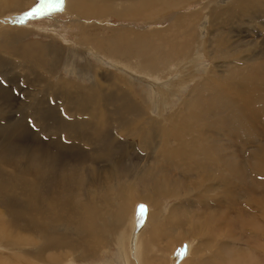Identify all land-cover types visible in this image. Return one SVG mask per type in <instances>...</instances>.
<instances>
[{
  "label": "bare ground",
  "instance_id": "6f19581e",
  "mask_svg": "<svg viewBox=\"0 0 264 264\" xmlns=\"http://www.w3.org/2000/svg\"><path fill=\"white\" fill-rule=\"evenodd\" d=\"M20 1H26L31 6L33 3L36 4V2H39L40 0H18L17 3ZM110 1L116 0H62L60 5L66 7V14L75 18V20L73 19L76 23L75 25L80 27L84 26L83 23L89 16H98L100 18L101 15L111 11L112 7L110 8ZM151 1L153 0H138V2L135 3L136 6L134 2H128V8L132 10L133 13H146V11H151L148 10L150 8L149 2ZM173 1L174 6L178 7L179 3H182L183 0ZM246 1L248 2V0ZM166 2H168V0ZM239 2L243 1L236 0V6ZM157 3L158 2H156V4ZM156 6H158V4ZM224 6L226 7V10L230 12L229 16L231 17L232 8L235 7H233L232 4H225ZM245 7H241V9L244 8L245 10ZM248 7L249 6H247V8ZM208 8L209 5L207 6V9ZM205 9L206 6H201L202 13L194 12L186 16L177 15L175 18L178 22H181L179 21L180 16H184L182 17V21L185 22L184 28L186 29V32L184 35L183 33L181 35L182 39H184L187 43L191 42V45L185 44L177 49H173V47L167 48L168 46L166 45V51L168 50V52L165 53V60L159 59V57L155 55V52L154 56L150 55V57L149 54L148 57L145 55L142 57V53L140 52V55L143 59L139 60L136 58L137 56L134 58L138 65H132V63L129 62V58L127 61L125 58L122 61V59L117 58L115 54H112V51L115 50H113L114 46H112L111 42L106 44V47L109 48L108 52L107 50L103 51L102 46L99 45L100 43H95L96 39H88V36L84 37V32L82 33L81 31L82 37L79 38V40L76 38V40L73 41V44H78L80 47L82 46V49L80 48L79 51L75 53L78 57L82 59L84 58L85 62L80 64L79 62L71 61L69 58V61L71 62L66 65L68 70L71 73H75L80 81L88 79L91 81V84L86 85L78 81L64 79L63 88L61 90L62 93H65L64 96L68 94L72 98L73 96L77 97L75 100L74 98L73 100L70 99L71 101H69V104L71 106L65 108L68 114L65 116V118H74V120L67 121L63 119L60 112L58 111V108L56 109V112L58 113V119L62 120L67 125L76 123L78 125L80 124V127H82V125L87 126L90 130V135L87 136L86 142H88L87 145L89 144L93 146L77 149L79 147H75V138L67 135V137L70 138V143L63 140V144L64 146L72 147L73 150L70 152L69 156L77 158L80 156L79 152H81V156L84 154V158L83 160L77 159L76 161H64L62 163H57L58 160L56 159V165L54 166L53 163L52 165L55 168L60 169L59 179L57 182L52 181L53 175H49L51 171L47 164H50L43 156L44 152L40 154L37 147L31 142L23 144L18 143L17 135H19L18 133L22 132H19L21 129L19 128L20 121L15 120L11 122L12 117L4 116L5 111L2 110L1 106L4 104V102L3 104H0V130L5 128L4 135L7 137L6 144L8 156H10L11 163H16L19 159H21V163L23 165L22 171L17 166L19 164L18 162L17 165H12L14 164L12 163L5 166L12 168V170L10 168L4 169L3 167V172L1 171V177L3 179H8L4 185V188L6 186L9 187L7 188L8 193L5 192L6 196L3 197V200H1L0 205L6 209H9L11 213H13V216L19 221V230L27 231L29 234L27 241L24 239V237L18 236L13 242L9 244L11 249H13L18 255L20 253L23 254L25 251L31 253V260H34L35 264L69 263L67 261L71 258L69 256L70 254L66 251L62 252L63 249L61 248L72 247V244L68 239L70 233L67 232L63 234L64 236L61 235L63 232L61 226L55 223L61 222L66 228L67 221L74 224V232H76V236L78 237L77 240H75L74 245L79 247V250L82 254H86V251H91L94 253V251L98 249V246L96 245L100 244L104 237H108L109 229H103L102 227L105 228L106 225H103L104 223L102 224L99 220L100 217H102L100 214L103 211L98 212L97 209L102 200H94V196H91L92 199L90 197L87 199L81 198L80 195L86 196L85 194L87 189L85 187L92 185L96 188L92 195L101 193L103 198L105 196L107 197L106 201L102 198L105 201L104 204L109 202L111 196L108 195L110 194L109 192L114 189L115 185H118L121 182L124 183V178L133 172L135 165L132 160L142 159V161L144 160L145 162L151 163V166L154 165V163L160 161L167 163V173H170L172 168H174L175 171H173V176L179 178L181 177V179H183L184 185L187 188L189 187L188 182L192 179L191 182L194 186H196L195 190H197L196 196H200L196 200L197 203L199 202L198 206L200 208L195 207L196 212H192L194 215V219H192L199 220L203 223H206V225L214 224V220H216L217 215L218 218H221L227 213L228 207L226 203L235 204L239 209V211H236L240 213L243 212L245 210L242 206L244 203L243 201H245L244 198H248L246 205L248 206L249 212L247 213H249V216L254 214L251 212L253 209L250 207L256 208L257 206V213L253 216L255 219V226L258 228L257 233H253L250 236V242L248 243L250 246L247 247L246 245V247H244V243H242L244 246H240L237 244L239 242L233 241L232 243H225L226 245H223L221 248L219 247V249H221V253L223 250H227L228 253L229 251L234 252V254H231L234 256L229 259L232 262L238 261L239 264L241 261L250 260V264H264V209L260 207V205H262V201H264V180L262 181L260 180L261 178L259 179L258 177V174H264V47L260 48V46H258L255 48V44L251 43L254 50H252L251 54L246 58L248 61V66L251 68L235 66V78H230L229 75L224 74L222 71H220L216 76L212 74L208 75V66L203 64L204 58L212 56L213 53H216V55L222 54V52L227 48L236 47L237 49L238 47H241V44L236 41L232 42L229 36H225L226 33L223 36L213 34L214 37H211L210 34L207 33V24L209 22L211 23V19L206 14V11L203 12ZM10 10L9 13H11ZM177 13L178 12L175 11V14ZM175 14L170 15L169 18L173 19ZM234 16H236V14ZM194 22H196V25H192ZM198 26H200V32L203 36L197 32V37H195V35L192 33H195L193 30L198 31ZM189 28L192 29V33L191 35L187 36ZM233 37L234 36L231 38ZM66 43H71V41L69 42L68 40ZM123 43L126 45L124 52L128 54L130 52L129 46L131 47V44L128 42ZM207 44H209L211 47V52L206 50ZM243 46L245 45L243 44ZM117 53L118 55H122L120 50H118ZM92 59L95 60L94 63L101 65L102 72L105 75H108L106 79L101 78V80L100 77L97 78L93 76L96 74V72L91 69L93 63L91 61ZM141 61L143 62L141 63ZM118 63H122L123 65H119ZM112 67L122 73H125L129 79L136 82L137 84H140L141 87H144L145 96H143L141 93H136V95H128L125 91L117 93V85H114L111 79H122L121 75L117 74L113 69L109 70V68ZM197 77H200V79L196 80ZM163 81L166 82V84H163ZM187 82H193V87L183 98V95L181 96L180 91L184 89ZM102 83H105L106 87H103L104 85ZM211 84H216L218 86V91L212 94L211 92L213 91V88L211 87ZM178 85L181 87V90L178 91V94L180 95L178 102L176 103L178 107L174 109L173 112L170 111V113L167 114L168 116H165L163 113L166 110V105L170 102L169 99L172 95L176 97V92L179 89ZM107 95H112L114 97L112 99L115 101L113 103V107L125 105L133 108L131 111L132 113L130 112V116L126 118V121L123 124H119L118 119L113 120V115H116L113 114L115 110L111 111L109 108H106L104 101L107 99ZM102 96L104 98H102ZM139 98L143 102L142 105L140 104ZM199 99H203V101L200 102ZM122 102L125 103L123 104ZM23 103L24 104L22 105L19 103H14L12 106H9L10 108L14 109L19 107L21 108V114L23 115V118H20L22 128L30 131L29 129H31L32 125L29 124L30 122H27L25 118L31 116L24 113V111L26 112L27 109L32 110L34 107L30 105L29 102ZM169 104L172 105L173 102ZM35 107L38 109L35 111L37 117H35L34 120L36 124L40 125L42 130L45 131L48 129L47 127H51L50 123L48 122V118L44 117V112L46 111L47 106L44 103L39 107ZM145 107H147V109H145ZM149 111H151L150 114ZM50 112L52 113V111ZM108 118H111V122H109ZM216 122H220V126L211 128L210 125ZM2 123L5 124V126H1ZM108 123H111V127ZM199 123H201V126L199 129H196L197 124L199 125ZM51 131H54L56 135L58 133V130ZM46 142L47 141H45V143ZM100 142L102 146L101 149L98 150L97 147L99 146ZM122 145H125L130 150L134 149V146H136L138 150L143 152L139 151L138 154V152L135 150L131 151L130 156L132 160H129V164L124 165L126 167L116 168L118 164H114L111 167L110 165H102L104 166L103 168L105 169V173H107L104 176L105 179L102 178L101 173L103 174V170L99 169L102 166H99L98 163H112L119 161L121 158H123V155L120 153L121 149H119L117 152V148ZM5 148L6 146L0 145V158H2L3 149L4 152L7 151ZM48 150H51V148ZM87 165H97V167L95 170H89L88 174H85V172H87ZM129 168H131V170ZM146 168L148 167L145 166L141 169L144 170ZM156 168L159 173L164 174L162 170L163 166ZM183 170L188 172V179L182 178L181 171ZM20 172H23L24 175ZM19 173L21 175H19ZM117 175H124L125 177L121 178ZM112 176L115 177L114 181ZM97 177H99L100 183L94 185L97 183V181H99ZM56 178H58V176ZM85 182L87 185H85ZM188 190L193 191L194 189H191L190 187ZM80 192H82V194H80ZM152 192L154 193L157 191ZM210 194L214 196L212 198L208 197ZM216 194H219L220 197H216ZM203 195L207 196L203 198ZM73 199L74 201L70 202ZM200 209L202 211L201 213L198 212ZM132 210L134 211L130 217L132 219L129 223L130 228L127 232L128 235L125 231L127 236L123 235V233H120L119 235L121 237L119 238H122L121 240H123L125 244L127 242V254H129V257L133 259L136 264H142V253L145 255L149 252L144 253V250H142V247L144 246L142 240H144L143 237L147 234L142 236L140 230L142 226H146V218L151 216V212L150 210L147 211L148 209H143V213L145 210L143 222L139 227H137L135 220L141 216V211L140 213L138 212L136 214V210ZM203 212H206L207 214H204ZM106 213L103 214L106 215ZM108 214L110 213L108 212ZM115 215L118 221L123 219V212L116 210ZM129 215L130 214H128V216ZM261 215L262 220L260 219ZM110 217L111 216H105L107 220L110 219ZM185 221L189 222L190 219H185ZM115 222L116 221L113 222L108 220L107 225H114ZM159 223H162V221ZM169 223L170 225L173 223L175 224V222L171 224V221H169ZM174 224V231H181L184 236H189L190 240L184 238L185 241L182 243L184 246H181V249H184L185 246H187L186 254L182 255L181 252L175 254V251H173L171 253L175 254L176 260H174L175 256L173 257L172 254L170 255V252L167 253L166 257L169 260V264H187L189 261L188 259L191 258L190 256L193 253L196 254L197 252L196 248L193 247L192 242L196 239L197 235H200L202 232H206V230L200 225L196 224L190 228V230L188 228H184V225L187 223L183 222L181 219H179L177 224ZM127 225L124 224V227ZM160 225L161 224H157L158 227L155 226V228L161 229ZM170 225L168 224V228ZM164 227L167 226L164 225ZM230 230H227L226 232ZM3 234H5V232H2V235ZM58 234H60V237H58ZM204 237L205 236L203 235V238ZM155 239L151 240L154 241ZM92 240H94L96 244L94 246L88 247V243ZM203 243L204 242H201V244ZM23 244H28V247H21L24 246ZM2 245L3 244H0V246ZM202 247L204 246L202 245ZM54 248L55 250L61 249L62 255L59 253L61 256L56 252V254L60 257H57V255L54 257L52 255V250ZM213 248L216 247L214 246ZM221 253L219 256H221ZM124 254H126V252H124ZM231 255L229 254L228 257ZM23 256L29 258V254L27 253L23 254ZM145 259L147 261L149 260L147 258ZM69 261H71V259ZM191 263L193 264V261ZM70 264L75 263L73 262Z\"/></svg>",
  "mask_w": 264,
  "mask_h": 264
},
{
  "label": "rangeland",
  "instance_id": "374dc122",
  "mask_svg": "<svg viewBox=\"0 0 264 264\" xmlns=\"http://www.w3.org/2000/svg\"><path fill=\"white\" fill-rule=\"evenodd\" d=\"M11 1L13 0H9V2L8 0H0L1 2L0 3L1 5L0 6L1 7L0 8V16H1L0 18V85H1L0 86V104H3L4 102V104L1 105L2 110L5 111L4 116L12 117L11 122L15 120L20 121L19 128H21L22 130L20 129L19 132L22 131L20 133L21 134L23 133L25 136L23 134L21 135L20 133H18L20 136L16 134L18 136V143L23 144V143L31 142L33 143L34 146L37 147L40 154L44 152L43 156L50 164V165L47 164V166L49 167L51 171L49 175H53L52 181L54 182L58 181L59 171H60V169L54 167L56 165V159L58 160L57 163H62L64 161H68V162L76 161L77 159L83 160L84 158V154H82L81 156V152H79L80 156L77 158L69 156L70 152L73 149L72 147L64 146L63 144L64 143L63 140L68 141L70 143V138H68L67 135L75 138L74 139V141L76 142L75 147H79L77 149L86 148L88 146L89 147L93 146L89 144L87 145L88 142H86L87 136L90 135V130L88 129L87 126L82 125V127H80V124L78 125L76 123L72 125H67L62 120L58 119V113L56 112V109L58 108V111L60 112L61 117L63 119L67 121L74 120V118H65V116L68 115L65 108L71 106L69 104V101H71L70 99L73 100L74 98L75 100L77 97L73 96L72 98L68 94L64 96L65 93H62L61 91L63 88L64 79L78 81L86 85L91 84V81L88 79L86 80L84 79L80 81L75 75V73H71L68 70V67L66 65L70 63L71 61H76V62H79L80 64L85 62L84 58L82 59L78 57L75 53V52H78L80 48L82 49V46L80 47L78 44H75V45L73 44V41L76 40V38L77 40H79V38L82 37L81 31L82 33L84 32L83 33L84 37L88 36V39L90 38L96 39L95 43H98V44L100 43L99 45L102 46L103 51L107 50L108 52L109 48L106 47V44L111 42L112 46H114L113 50H115V51H112V54H115V56L119 59H122V61L124 60V58L126 61L129 58V62H131L132 65H138V63L134 59L136 56H137L136 58H138L139 60H142L143 59L142 57H144V55L147 57H148V54H149V57L150 55L154 56V52H155V55L159 57V59L165 60L166 58L165 53L168 52V50L166 51V45L168 46L167 48L173 47V49H177L180 46L182 47V45H185V44L191 45V42L187 43L184 39H182L181 34L183 33L184 35L186 32V29L184 28L185 22L182 21V17L188 14L194 13V12L202 13L201 6H206V9L203 10V12L206 11V14L211 19V23L209 22L207 24V27H208L207 33L210 34L211 37H214L213 34L223 36L226 33L225 36H229L232 42L236 41L239 44H241L240 45L241 47H238L237 49L236 47H234L235 49L227 48L226 50L222 52V54L216 55V53H213L212 56L204 58L203 64L208 66L207 67L208 75L212 74L216 76L220 71H222L224 74L229 75L230 78H235V66H239L243 68L249 67L248 61L246 60V58L248 55L251 54V51L254 50L251 43L255 44L254 45L255 48L258 46H260V48L264 47V9H263L264 0H248V2L246 0H240L243 2H239L237 6H236L237 3H235L236 0H183V1L180 0L182 1V3L180 2L178 7L174 6L173 0H168L169 3L166 2L167 0H153L149 2L150 8L148 10H151V11H146V13L145 12L133 13L132 10L128 8L129 6L128 2L130 3L134 2L135 4L136 2H138V0H116V1H110V8L112 7L111 11H109L108 13L106 12L105 14L101 15L100 18L98 16H89L83 23L84 26H80V27L75 25L76 24L74 21L75 18H73L71 15L66 14L67 9L66 7H63L62 5H60L61 4L60 0L58 1L45 0L49 3L46 9L45 8L36 9V6L40 5L41 4L40 2L43 0L36 2V4L33 3V5L31 6L26 1H25L26 3L24 1L23 2L20 1L17 3L18 0L17 1L14 0L13 2ZM155 1L158 2L157 3L158 6H156L157 4ZM12 4H15V5H12ZM225 4H232V6L235 7V8H232L231 17L229 16L230 12L226 10V7L224 6ZM208 5H209V8L207 9ZM218 6H221V7H218ZM247 6H249L248 7L249 9L247 8ZM241 7H245L246 9L245 10L244 8L241 9ZM9 10L11 13H9ZM175 11H177L178 13L175 14ZM30 12H35V14L31 16L27 15V13H30ZM18 13H20L21 15ZM227 13H228V16H227ZM174 14L175 16L173 17V19L169 18L170 15H174ZM235 14L236 16H234ZM15 15L17 17H15ZM177 15H184V16H180L179 21L181 22H178L175 19ZM192 25H196V22H194ZM197 30L198 31L193 30V32L195 33H192V29L189 28L187 36L191 35L192 33L193 35H195V37H197V32L200 35H202V33L200 32L201 31L200 26H198ZM155 33L156 34L158 33V34L156 35ZM232 36L234 37L231 38ZM151 38H152V41H151ZM68 40L69 42L71 41L72 44L66 43ZM123 42H128L131 44V47L129 46L130 52L128 54L124 52L126 45ZM208 43H209V39H208ZM243 44L246 47L243 46ZM116 50L117 51L120 50L122 52V55H118ZM206 50H209V52H211V47L209 46V44L206 45ZM140 52L142 53L141 54L142 57L140 55ZM69 58L71 59V61H69L70 60ZM93 59L91 60L93 62L91 69L94 72H96V74L93 76L97 78L100 77V79L101 78L106 79L108 75L107 74L105 75L102 72L101 65L94 63L95 60ZM142 62L143 61H141V63ZM119 65H123V64L120 63ZM112 69L117 74L121 75V79H122V80H118L116 78L111 79L112 83L114 85H117V89H116L117 93H120L121 91H125L128 95L129 94L136 95V93H141L143 96H145L144 87H141L140 84H137L136 82L129 79L125 75V73H122L113 67L109 68V70H112ZM199 79L200 77L196 78V80H199ZM41 80H42V83H41ZM72 83H76V82H72ZM102 84L104 85L103 87H106L105 83H102ZM163 84H166V82L163 81ZM178 87L179 89L176 92V97L172 95L171 98L169 99L170 100L169 103L173 102V104L170 105L168 103L166 105V110L163 113L165 116H168L167 114H169L170 111L173 112L174 109L178 107L176 103L178 102L179 95L180 94L181 96L183 95V98H184L190 92V89L193 87V82H187L184 89L180 91V94H178V91L181 90V87L180 85H178ZM211 87L213 88V91L211 92V94L218 91V86L216 84H211ZM106 97L107 99L104 101L106 104V108H109L111 111L115 110L113 114H116V115H113V120L118 119L119 124H123L126 121V118L130 116V112L133 110V108L125 106V105L113 107V103L115 101L112 99L114 97L112 95H107ZM102 98L104 97L102 96ZM139 100H140V104L142 105L143 104L142 100L140 98ZM199 100L200 102L203 101V99H199ZM23 102L25 103L29 102L30 105L34 107L32 110L27 109L26 112L24 111V113L29 114L31 116V117L25 118V120L27 122H30L29 124L32 125L31 129H29L30 131H27V129L22 128L20 118H23V115L21 114L22 112L21 108L20 107L15 108V109L10 108V106H12V104L14 103H19L22 105L24 104ZM44 103L47 106V109L44 112V117L48 118V122L50 123V126H51V127H47L48 129L45 131H43L42 127L36 124L34 120V118L37 117L35 111L36 109H38L35 106L39 107ZM122 103L124 104L125 102H122ZM145 109H147V107H145ZM49 110L52 111V113ZM150 113L151 111H149V114ZM108 120L109 122H111V118L110 119L108 118ZM108 124L111 127V123H108ZM1 126H5V124L2 123ZM200 126H201V123H199V125L197 124L196 129H199ZM219 126H220V122H216L210 125L211 128L219 127ZM4 129L2 128L0 130V145L6 146L5 149H7V144H6L7 137L6 135H4V131H5ZM51 130H58L57 135L55 134L54 131L52 132ZM45 141L47 142L45 143ZM101 146L102 144L100 142L97 149L98 150L101 149ZM47 148L48 149L51 148V150H48ZM119 149H121L120 153L123 155V158H121L119 161H115L112 163L101 162V163H98V165L99 166L110 165L111 167L114 164H118L116 168L126 167L124 165L129 164V160H132L130 156V152L135 150L139 154V151H141V150H138L136 146H134V149L130 150L125 145H122L119 148H117V152L119 151ZM2 154L4 156L2 155L3 159L0 158V203H1V200H3V197L6 196V193H8L7 188L9 187V186H6L4 188V185L6 184L8 179H3L1 177L2 172H3L2 169L3 167L4 169L10 168V167H5V166L14 163V162L11 163L10 156H8V149L6 152H4V149H3ZM63 154H65L66 156ZM132 161L135 165L133 172L126 177L124 175H117L121 178L125 177L124 183L121 182L120 184L115 185L114 189L109 192L110 194L108 195H111L109 202L104 204L107 197L105 196L103 198V195L101 193H96L92 195L93 191L96 190L95 186H92V185L89 187L88 186L85 187L87 189L86 194H85L86 196L80 195L82 194V192H80L79 194L81 198L87 199L89 197L91 198V196L92 197L94 196L93 197L94 200L99 199V201L101 200L103 201V203L102 201L100 202L101 205L99 204L97 211L98 212L103 211L100 214L102 217H100L99 220L102 224L104 223L103 225H106L105 228L102 227L103 229L105 230L109 229V235L108 237H104L103 241L100 244L96 245L98 246V249H96L94 253L91 251H86V254H82L79 250V247L77 245L76 246L74 245L75 240H77L78 238L76 236V232H74L75 231L74 224L67 221L66 228H65L64 227L65 225L63 223L55 222L57 225L61 226V229L63 231L61 235L67 232L70 233V236L68 235L69 236L68 239L71 242L72 247H69V248L62 247L61 248L63 249L62 252L66 251L70 254L69 256L71 257L70 258L71 261H69L70 259H68L67 262L69 263L67 264H70L73 262L75 264H121L122 262H123L122 264H136L135 261L129 257V254H127L128 252L127 242L125 244V242L121 240L122 238H119L121 237L119 234L123 233V235L125 236L128 235L127 232H128V229L130 228L129 223L132 219L130 217L134 211L132 209H135L136 214H137L138 212L140 213L142 206H143V209H148L147 211L150 210L151 212V216H148V217L146 216L147 217L146 226H142L140 230L142 236L147 234L143 237L144 240H142V243L144 245L142 247V250H144L143 251L144 253L149 252V253H146L145 255L142 253L143 255L142 264H169V260L166 257L167 253L170 252V255L172 254L171 252L173 251H175V254L179 253L181 250V246L182 247L184 246L182 245L183 241H185L184 238L190 240L189 236H184L181 233V231H174L173 222L177 224L179 219L187 223L184 225V228H188L190 230V228H192L196 224V225H200L203 229L206 230V232H202L200 233V235H197L196 239L192 242L193 247L196 248L197 252L195 251L196 254L193 253L190 256L191 258L188 259L189 261L187 262V264L191 263L192 261H193V264H238V261L232 262L229 260L231 257L234 256V255H231V254H234V252L229 251L228 253L227 250L226 251L223 250L221 253V249H219V247L221 248L223 245H226L225 243L227 242L232 243L233 241L239 242L237 244L240 246H244V245H245L244 247H246V245L247 247L250 246V244H248L250 242V236L253 233L256 234L258 230V228H256L255 226V219L253 216L254 214L257 213V206L256 208L250 207L253 209L251 212L254 214L249 216V213H247L249 212L248 206L246 205L248 198H244L245 201H243L244 203L242 206L245 210L241 213L237 212L239 211V209L235 204L226 203L228 207L227 213L226 214L224 213L225 215L222 216L221 218H218V215H217L216 220H214L215 221L214 224L206 225V223H203L199 220H193L194 215L192 214V212H196L195 207L200 208L198 206L199 202L197 203L196 201L197 198L200 196H196L197 190H195L196 186H194L193 183L191 182L192 179L188 182L189 183L188 188L191 187V189H194V190L190 191L184 185L183 179H181V177L179 178V177L173 176L174 175L173 171H175L174 168H172L170 173H167V168H166V165H168L167 163H163L160 160H157L160 162H156L154 163V165L151 166V163L145 162L144 160L142 161V159L141 160L134 159ZM17 162L12 165L18 164L17 166L22 171L23 169V165L21 163L22 160L19 159ZM52 163L54 166L52 165ZM104 166L99 168L103 170V174L101 173L102 178H104L105 174H107L105 173V169L103 168ZM145 166L148 168L142 170L141 168ZM161 166H163L162 170L164 174L159 173L156 170L157 169L156 167H161ZM96 167L97 165H93V166L87 165V168H86L87 172H85V174H88L89 170H92V169L95 170ZM10 169L12 170V168ZM129 169L131 170V168ZM20 173L24 175L23 172H20ZM20 173L19 175H21ZM181 173H182V178L188 179L187 171L183 170L181 171ZM57 176L58 178H56ZM258 177L259 179L261 178L260 180L262 181L264 180V174L263 175L258 174ZM97 178L99 181H97ZM97 178H96L97 183L94 185H97L98 183H100L99 177ZM112 179L114 181L115 177L112 176ZM85 185H87L86 182H85ZM152 191H157V192L153 193ZM3 193H4V196H3ZM206 196L207 195H203V198ZM213 196L214 195L210 194L208 197L212 198ZM216 197H220V195L216 194ZM73 201L74 199L70 202H73ZM103 205H105L106 207ZM260 207L264 209V201H262V205H260ZM116 210L123 212V219L121 221H118L115 215ZM108 212L110 214H108ZM198 212L201 213L202 212L201 209ZM103 213H106V215H104ZM203 213L207 214L206 212H203ZM128 214L130 215L128 216ZM144 215H145V210H144V213L138 219L135 220L137 227H139L142 224ZM105 216H111L110 219L108 220L109 221L111 220L113 222L116 221L115 224L111 226L107 225L108 220L107 218H105ZM185 219L187 220L190 219V221L186 222ZM260 219L262 220V215L260 216ZM160 221H162V223H159ZM169 221H171V224L172 223L173 224L170 225ZM225 221H228L230 224ZM125 222H127L128 225ZM156 222L158 225L161 224L160 225L161 229L155 228V226H157ZM18 223L19 221L13 216V213H11L9 209H6L0 205V244H3L2 245L3 247L0 246V264H18V263L19 264H33V262L35 264V261L31 260V253L26 252V251L23 252V254H26V253L29 254V258L23 256L22 253L18 255L13 249H11V246L9 245L18 236L24 237V239H26L27 241V237L29 236V234L27 233V231L19 230ZM124 224H126L127 226L124 227ZM168 224L170 225L169 228H168ZM164 225H166L167 227H164ZM227 230H230V231L226 232ZM125 231L127 235L125 234ZM2 232H5V234L2 235ZM240 233L242 236L240 235ZM151 235H152V238H151ZM203 235L206 238L205 237L203 238ZM58 237H60V234H58ZM150 238L155 239V240L153 241ZM201 242H204V243L201 244ZM154 243L157 246H155ZM242 243H244V245ZM95 244L96 242L92 240L88 243V247L94 246ZM23 245L24 246H21V247L25 248L28 244H23ZM202 245L204 247H202ZM214 246L216 248H213ZM61 249L55 250L54 248L52 250V253H53L52 255L54 257H56V255L59 253L62 255ZM124 252H126V254H124ZM220 253H221V256H219ZM175 254L173 253L172 256L174 257ZM229 254L231 255L230 257H228ZM59 255H57V257L61 256ZM145 258L149 260L147 261ZM174 260H176V256ZM250 263H251L250 260H245V261H241L239 264H250ZM63 264H66V263H63Z\"/></svg>",
  "mask_w": 264,
  "mask_h": 264
},
{
  "label": "snow or ice",
  "instance_id": "6c2138e0",
  "mask_svg": "<svg viewBox=\"0 0 264 264\" xmlns=\"http://www.w3.org/2000/svg\"><path fill=\"white\" fill-rule=\"evenodd\" d=\"M60 2H62V0H60ZM34 14H35V12L27 13V15H29V16L34 15ZM142 214H143V206L141 207V215H142ZM186 247H187V246H185L184 249H181V250H180V252H181L182 255H183V254H186Z\"/></svg>",
  "mask_w": 264,
  "mask_h": 264
}]
</instances>
